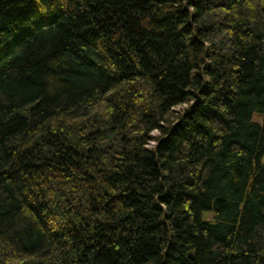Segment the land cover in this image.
I'll use <instances>...</instances> for the list:
<instances>
[{"label":"trees","instance_id":"trees-1","mask_svg":"<svg viewBox=\"0 0 264 264\" xmlns=\"http://www.w3.org/2000/svg\"><path fill=\"white\" fill-rule=\"evenodd\" d=\"M0 264H264V0H0Z\"/></svg>","mask_w":264,"mask_h":264},{"label":"rangeland","instance_id":"rangeland-1","mask_svg":"<svg viewBox=\"0 0 264 264\" xmlns=\"http://www.w3.org/2000/svg\"><path fill=\"white\" fill-rule=\"evenodd\" d=\"M180 110L182 111V109H180ZM254 118H255L254 121H258V123L262 122V116L255 115Z\"/></svg>","mask_w":264,"mask_h":264}]
</instances>
